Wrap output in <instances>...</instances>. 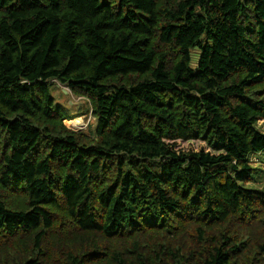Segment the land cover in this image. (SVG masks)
I'll list each match as a JSON object with an SVG mask.
<instances>
[{"label":"trees","instance_id":"16d2710c","mask_svg":"<svg viewBox=\"0 0 264 264\" xmlns=\"http://www.w3.org/2000/svg\"><path fill=\"white\" fill-rule=\"evenodd\" d=\"M261 121L264 0H0V264H264Z\"/></svg>","mask_w":264,"mask_h":264},{"label":"rangeland","instance_id":"374dc122","mask_svg":"<svg viewBox=\"0 0 264 264\" xmlns=\"http://www.w3.org/2000/svg\"><path fill=\"white\" fill-rule=\"evenodd\" d=\"M198 53V50H195L193 53L194 65H196L199 58ZM51 83V91L56 104L60 107L62 112L69 117V119L65 122L66 125L77 132H84L87 134L93 132L96 127L97 120L89 109L90 106L88 101L81 96L73 94L69 87L59 83L58 81L53 80ZM259 128L264 131V121L259 122ZM178 149L210 151L206 144L201 141H193L192 143L178 142ZM250 162L258 171L254 173V179L250 180L247 185L249 188L264 190L263 155H252L250 157Z\"/></svg>","mask_w":264,"mask_h":264}]
</instances>
